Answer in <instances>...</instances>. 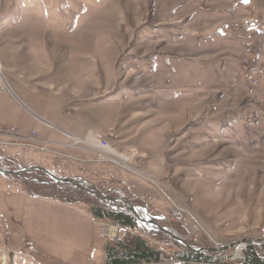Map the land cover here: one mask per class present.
I'll list each match as a JSON object with an SVG mask.
<instances>
[{
    "label": "rangeland",
    "instance_id": "rangeland-1",
    "mask_svg": "<svg viewBox=\"0 0 264 264\" xmlns=\"http://www.w3.org/2000/svg\"><path fill=\"white\" fill-rule=\"evenodd\" d=\"M0 62L7 85H0V125L41 136L34 117L60 133L92 129L132 164L108 161L105 149L67 133L80 150L29 149L10 165L1 159L20 173H0V264H105L107 245L128 234L179 251L147 236L144 225L106 238L118 224L95 217L87 203L40 196L48 189L41 178L30 182L34 190L21 182L35 165L88 175L85 163L67 156L84 148L117 173L105 168L117 188L103 192L123 193L165 227L183 224L187 235L178 233L198 245L228 246L206 252L213 261L241 262L232 258L236 243L245 238L246 257L263 238L256 234L264 229V0H5ZM150 180L193 210L207 234L173 220Z\"/></svg>",
    "mask_w": 264,
    "mask_h": 264
},
{
    "label": "trees",
    "instance_id": "trees-1",
    "mask_svg": "<svg viewBox=\"0 0 264 264\" xmlns=\"http://www.w3.org/2000/svg\"><path fill=\"white\" fill-rule=\"evenodd\" d=\"M53 172L56 173L55 171ZM23 176L22 178L20 177L21 182H23L27 188L28 186L29 189L32 188V190H34V187L31 186L30 182L36 183L39 178L43 180H50L47 174L39 170L25 172L23 173ZM29 178L32 179L30 180ZM110 181H114V179H111V175L109 173H105L104 180L100 181L102 184L99 182L96 184L101 190L117 188V186L114 184H108ZM43 184H45L48 189L42 190L40 196L51 194L53 196H58L63 200L70 199L74 202H84L90 205L91 214H93L98 219H104L105 221L107 220L109 222H113L115 224L135 230H142L143 228L141 222L134 215V213L128 210L123 202L116 201L119 196L117 192L110 191L108 193L110 199L103 201L93 194H90L81 188L74 187L71 184H66L63 182L54 184L53 182L49 181L44 182ZM120 188L124 190L123 186L121 187V185ZM151 212L150 214L152 216H158L156 213L152 214ZM155 218V220L161 225L167 226L165 221L160 217ZM174 227L179 233L187 235L188 230L183 224H174ZM146 233V235L151 237L154 241L175 244L180 248L179 251L174 255H170L165 250H163V248L161 249L157 247L159 246L158 244L157 246L152 244L149 239H146L140 235L128 234L126 235L123 242L107 245L105 249V264H264V243L262 242L251 243V250L247 252L246 258L243 261L238 263H222L213 261L210 258L209 253L187 249L180 242L174 240L172 237L166 235L160 230L151 229L146 231ZM187 241L195 247H211V244L209 243L198 245L195 239L191 236L188 237Z\"/></svg>",
    "mask_w": 264,
    "mask_h": 264
},
{
    "label": "crops",
    "instance_id": "crops-1",
    "mask_svg": "<svg viewBox=\"0 0 264 264\" xmlns=\"http://www.w3.org/2000/svg\"><path fill=\"white\" fill-rule=\"evenodd\" d=\"M4 2H5V0H3L0 7H3ZM1 66H2V64H1ZM0 85L2 86V88H5L4 85L7 86L4 79H3V84H2V82H0ZM22 106L25 107V105H23V104H22ZM25 108L27 111L30 112V110L27 107H25ZM32 120H34L35 123L40 124L41 125L40 129L42 130V135L38 136V134H37L35 141L26 140L23 138H19V139H17V138H6L4 141H2L0 139V141H2L0 143V160L4 159L7 162V163L5 162L6 163L5 165H8L9 163H15L14 160H15V158H17L16 155H18V154L23 155L29 149L38 150L37 147H42V145L48 146V147L56 149V150H59V148H70L73 150H80L81 148H74L73 146H71L73 144L72 140H74L71 137L73 136V138L77 137V138L82 139L88 132L95 131L92 129H86L84 132L85 133L84 136H79V135L76 136V135H72V134L70 135L69 133L60 129V131H64L65 133L69 134L71 136L70 137L69 135H67L65 133H60L59 131H57V130H59V128L57 126L52 125L53 126V128H52L50 126H47V124H46L47 122L44 123V122H42L39 119L34 118V117H32ZM20 126L21 125L19 124L17 127H19L21 135H23L25 137L29 136V134L24 133V129H22ZM95 132L99 133L97 131H95ZM56 133H60L64 137L62 139H55V141L49 140ZM84 149H86V148H84ZM84 149H82L80 152L71 153V156H69L70 154L67 155L68 158L71 161H73V163L78 162L79 160L82 161V163H85V165H83L84 166L83 168L85 171H86V169H88L89 173H87L88 175L79 176V177H85V178H87V180H89L95 184L99 181H103L105 178L104 170H105V168H107L106 165H108V164H102V163L101 164H95L96 162H94V161H96V160L94 158V153H92L90 151L88 152L87 151L88 149H86V150H84ZM91 162H94V163H91ZM73 168H76V166H74ZM106 172H110L112 174H117L116 171L114 170V168H111V167L107 168ZM74 176L77 177V175H74Z\"/></svg>",
    "mask_w": 264,
    "mask_h": 264
},
{
    "label": "built area",
    "instance_id": "built-area-1",
    "mask_svg": "<svg viewBox=\"0 0 264 264\" xmlns=\"http://www.w3.org/2000/svg\"><path fill=\"white\" fill-rule=\"evenodd\" d=\"M2 2H3V0H0V6H1ZM0 82H2V84H3V74H2L1 68H0ZM19 131H20L19 128L14 126V125L13 126L0 125V138H18V139L23 138L26 140H36L37 134L33 130L31 132V134L27 137H20ZM90 136H91V138H93V140L88 139V137H90ZM101 138L102 137L99 135V133L90 131V133L87 134L86 138H84V139L76 138V143L81 141L82 143H86L87 145H89L91 147L101 149V151H103L104 153H106V151H107L108 153H106V154L109 157L104 156L105 154L103 156L106 157V159L108 161H111L115 164L119 163L121 165V167H123L125 169L132 170V164L130 161L131 157L123 151H118V149L116 150V148L113 147L111 145V143H109L103 139L101 140ZM1 142L2 141H0V143ZM37 148L38 149H44L43 146L37 147ZM110 158L113 159L114 161L111 160ZM138 175L141 176V174H138ZM141 177H143V176H141ZM143 178H145V177H143ZM150 181L157 186L155 181H152V180H150ZM157 188L160 190L161 194L166 198V200L170 203L168 205L170 206V216L173 220H175V221H183V220L188 221L189 224L192 225L193 228L196 226L199 232L204 231V228L201 225L199 219L197 217H194L195 214H191L190 208H186L185 206L181 205L180 203H176L175 201H173L170 198L169 194L166 191H164V189H161L158 186H157ZM191 218L195 221V225L191 221ZM111 227H113V226L111 225L110 228ZM114 227H116L117 229L108 230V233L106 234L108 237H106V238L117 239V238L121 237V235L125 234L128 231V229L126 227H123V226H114ZM204 232L206 233V231H204ZM256 235L264 238V231H261V233L256 234ZM209 237L211 238V236H209ZM215 241L217 243L219 242L216 238H215ZM245 241H246L245 239H242L241 241L236 243L237 245L235 246V253L232 257L233 259L237 258V256H240L239 259L246 258L245 252H246L248 246H247V242H245Z\"/></svg>",
    "mask_w": 264,
    "mask_h": 264
},
{
    "label": "water",
    "instance_id": "water-1",
    "mask_svg": "<svg viewBox=\"0 0 264 264\" xmlns=\"http://www.w3.org/2000/svg\"><path fill=\"white\" fill-rule=\"evenodd\" d=\"M25 172H30L32 170H40L43 171L44 173L48 174L51 178V180L55 183H69L72 184L73 186L76 187H82L86 189L90 194L97 195L103 200L110 199L108 192H103L100 190L97 185H95L93 182L84 179V178H77V177H68V176H57L54 174H51V172L40 166V165H35L30 166L26 169H23ZM0 173L3 174H19V170H11L7 167H2L0 166ZM50 181V182H52ZM40 182H45L43 180H40ZM118 201H122L125 204V207L130 210L134 215L138 218V220L141 222L142 225L147 226L149 230H160L161 232L173 237L175 240L180 242L182 245H184L187 249L192 250V251H200V252H217V251H225L227 250L228 246H223V247H194L192 244L188 243L187 239L180 235L177 231H175L173 228L170 227H165L162 226L159 222H157L155 217H152L149 213V211L145 208L143 210L144 214H141L139 211V208L135 206L134 202H132L131 199H128L123 193L122 195L118 198ZM256 242H264V238H257L254 239Z\"/></svg>",
    "mask_w": 264,
    "mask_h": 264
},
{
    "label": "bare ground",
    "instance_id": "bare-ground-1",
    "mask_svg": "<svg viewBox=\"0 0 264 264\" xmlns=\"http://www.w3.org/2000/svg\"><path fill=\"white\" fill-rule=\"evenodd\" d=\"M0 68H2V66H1V63H0ZM19 128V127H18ZM19 136L20 137H23L22 135H21V133H20V131H19ZM2 141H4L6 138H0ZM18 139V138H17ZM33 141H35V140H33ZM43 146V150H47L48 149V146H45V145H42ZM82 188V187H81ZM84 189V188H83ZM86 190V189H85ZM182 205V204H181ZM183 206H185V205H183ZM186 207V206H185ZM186 208H188V207H186ZM191 214H195L194 212H193V210H191ZM197 217V216H196ZM198 218V217H197ZM191 221L194 223V225H195V221L191 218ZM109 225H111V224H109ZM113 227H111L109 230H113V229H117L116 227H114V226H118V225H112ZM175 230V229H174ZM193 231H198V229H197V227L195 226L194 227V229H193ZM262 231H264V229L262 230ZM178 232V231H177ZM112 234V233H111ZM245 239V238H244ZM218 240V239H217ZM219 241V240H218ZM220 242V241H219ZM221 244L223 243V244H228L229 245V241H222V242H220Z\"/></svg>",
    "mask_w": 264,
    "mask_h": 264
},
{
    "label": "flooded vegetation",
    "instance_id": "flooded-vegetation-1",
    "mask_svg": "<svg viewBox=\"0 0 264 264\" xmlns=\"http://www.w3.org/2000/svg\"><path fill=\"white\" fill-rule=\"evenodd\" d=\"M46 174V173H45ZM51 179V178H50ZM44 180H46V179H44ZM54 184H57V183H54ZM97 197V196H96Z\"/></svg>",
    "mask_w": 264,
    "mask_h": 264
}]
</instances>
